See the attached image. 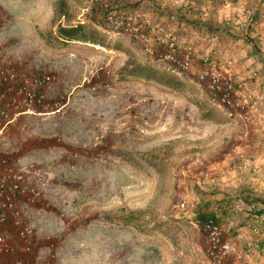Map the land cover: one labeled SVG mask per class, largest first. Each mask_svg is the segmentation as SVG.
Masks as SVG:
<instances>
[{"label": "rangeland", "instance_id": "obj_1", "mask_svg": "<svg viewBox=\"0 0 264 264\" xmlns=\"http://www.w3.org/2000/svg\"><path fill=\"white\" fill-rule=\"evenodd\" d=\"M133 1L131 6L136 8L153 2L147 11L181 32L180 7L169 0ZM232 1L244 11L243 18L233 17L232 13L216 31L245 38L242 44L249 45L259 58L264 3ZM73 2L70 17L78 21L77 16L89 8L91 0ZM8 21L7 15L0 14V60L6 59L18 68H35L33 71L54 66L52 60H58L57 65L64 68L66 75L57 93H72L66 117L29 118L0 139V157L16 158L20 169L38 171L42 177L43 184L37 183L51 208L40 213L28 210V220L38 237H50L56 243V263L210 264L204 231L195 219L175 209L176 182L196 156L207 164H220L235 146L264 150L263 128L256 123L245 124L235 112L220 105L206 84L190 74L150 59L131 36L115 34L127 40V47L107 46L101 50L77 45V50L53 57L41 52L39 42L18 39L19 26L9 25ZM193 28L204 36L214 34L204 25ZM91 31L98 37L102 35L97 29ZM46 35L48 43L56 44L53 35ZM208 40L204 44H210ZM224 43L233 50L229 42ZM106 67L112 71V93L94 94L88 86H82L91 68ZM238 82L264 87L263 75L258 71L248 79L238 78ZM129 106L148 120L146 134L136 132L142 121L133 118ZM122 123H126L125 130L96 143L95 137L104 125L114 131ZM258 157L247 155L251 161H258ZM234 162L224 164V171L228 169L225 174H215L210 179L187 178L195 198L194 213L201 220L210 217L223 224L229 237L237 235L242 224L247 225L250 218L244 198L258 199L257 179L264 175L262 164L254 175L255 165L247 166L236 157ZM228 172L236 174L233 180L229 181ZM231 181L235 187L228 190ZM230 205L237 207L232 213L220 212ZM251 224L257 225L253 220ZM40 252L45 256V248Z\"/></svg>", "mask_w": 264, "mask_h": 264}, {"label": "built area", "instance_id": "obj_2", "mask_svg": "<svg viewBox=\"0 0 264 264\" xmlns=\"http://www.w3.org/2000/svg\"><path fill=\"white\" fill-rule=\"evenodd\" d=\"M173 5L182 7L196 5L198 0H169ZM212 3L214 0H203ZM264 3V0H260ZM119 0H91V13L94 6L102 9L105 29L122 33L136 39L150 59L168 64L174 71L188 73L199 82L208 86L220 105L235 112L245 124L256 123L264 130V87L240 84L238 82L236 54L225 47H216L201 52L198 46L187 37L171 28L163 21L155 19L148 12L133 10L116 11ZM221 11L243 14L232 0H224ZM102 14V16H103ZM109 68H91L84 76L83 85L94 94L112 93L114 85L110 81ZM59 83L57 72L37 69L23 73L14 64L0 61V139L14 126L33 117L48 115L66 117L71 109L72 93H57ZM133 118L142 123L136 126L138 134H146L148 120L141 118L129 106ZM122 123L117 130L107 125L95 137L102 143L110 135H118L125 130ZM101 147V146H100ZM228 157L248 161L247 154L240 146H235ZM97 160L98 157L96 158ZM258 166L252 168L258 174ZM221 171L218 163L207 164L201 156H196L176 182L175 209L184 217L195 219L205 234V251L210 264H241L246 257H264V202L252 203L247 216L260 228L258 236L250 239L243 247L230 240L227 228L214 218L201 220L196 215L195 198L187 185V178L196 176L210 179ZM30 171L20 169L17 159L11 156L0 157V264H30V257L37 249L36 264H56V243L46 238L40 246L35 227L28 220V210H49L51 203L45 200L42 190L29 178ZM8 228L10 231H8ZM38 245V248H37ZM45 248V256H41Z\"/></svg>", "mask_w": 264, "mask_h": 264}, {"label": "crops", "instance_id": "obj_3", "mask_svg": "<svg viewBox=\"0 0 264 264\" xmlns=\"http://www.w3.org/2000/svg\"><path fill=\"white\" fill-rule=\"evenodd\" d=\"M133 3H134L133 0H121L120 6L122 7V9H125V11H128V12L133 11V10H143V11L148 12L152 17H154L153 13L147 11V9L150 10L149 9L150 5H153V2L147 1L137 6V8L131 6ZM199 3L201 5H199V7L192 10L191 12H187L185 10L179 11L180 13L179 15L184 16L183 19L180 20V22L178 21V24L180 25L179 30L181 31L179 33H181L182 35L190 39V41L195 43L202 53L208 52L212 50L213 48H216V46L227 48L226 46L227 44L224 42L226 41L229 42L228 46L229 45L233 46L232 51L236 54L238 58V64L236 66V72L240 73L238 78H240L241 80L248 79L251 77V74L254 71H258L259 74L263 75V78H264V68H262L264 63H261L262 59H264V33H262L260 37V39L262 40L261 43H263V48H262V53L259 55V58L253 55V52L249 45L242 44V42H245L244 41L245 38L234 37L232 35H226V34L219 33V32L204 36L203 32L199 31L198 29L194 30L193 28L194 25L192 22L193 19L194 20L198 19V21L208 20L209 21L208 23L211 26L220 27L223 21H229L228 17H230V14L232 13H229L226 11L224 12L222 11V13H219L213 7L214 5H212V3L210 2L200 0ZM89 8H90V4H89ZM89 8L88 6L85 7L82 13L77 16L78 21H72L70 16H71V13H73V9H74L73 0H0V14L7 15L8 20H9L8 21L9 25L19 26L17 30H20L18 31V33L20 32L21 35L18 37V39L23 40L25 42H31V41L39 42V45L42 50L41 52L45 54L51 53L53 57H59L60 53L69 54L68 51L77 50V47H79L77 45L94 46L95 48H99L101 50H106L105 48H108L107 46L125 47L126 45H128V43L126 44L127 40L122 39L121 36H115V34L119 35L121 33H113V32L107 31L105 28L100 27V26H98V28L102 35L100 37L97 36V38L95 39L96 41H93L92 43H83L81 41H75V40L70 41V40H64L60 38L58 34L59 25L72 26V25H77L79 23L87 22L88 24L89 22H91L89 19L91 13L89 12L88 15L85 16V13L88 12L87 9ZM243 14H244V11H243ZM243 14H233V17L234 15H236L242 19ZM154 18L159 20V18L157 17H154ZM175 18L176 17H172V19H175ZM198 21H196L195 24H199ZM239 22H241L240 19L237 20V23ZM226 23L229 24V22H226ZM48 33L55 36V39H57L60 43L56 41H55L56 44L48 43L46 41L47 39L46 34ZM6 34H8V32ZM206 39H209L208 43L210 44L208 45L204 44L203 41ZM2 61H6V59H2ZM256 61H259V63L256 64L255 67H251L253 65L252 63H255ZM52 62L54 66L51 65V66H48V68H43V69L53 70L59 74L60 82L57 84L56 89H55V92H58V89L61 83L65 81L66 74H65L64 68H60L57 65L59 63L58 60H52ZM34 64L36 65V63ZM245 68H250V69H245ZM19 69L23 73H28L30 71H33V69L35 68H19ZM240 147L242 148V150L246 152V154L250 158L257 157V155L259 156L258 161H251V160L241 161L242 163H246L247 166L256 165L259 168L261 167V164L264 166V150L259 151V149L257 148L252 149V147L249 145L245 147H242V146ZM232 149L230 151H232ZM258 152H260V154H258ZM228 153L226 155L225 161L219 164L220 167L222 168H220L221 171L218 173V175L225 174L226 170H228L226 169L224 171L223 169V166L225 163L230 164V162H232V165L235 163L234 162L235 157L233 159H230L228 157ZM31 174L29 175V178L32 182L36 183L37 186H38V183L43 184L42 177H40V174L38 171L36 172L35 170H33L31 171ZM228 175H229L228 177L229 181L233 180V178L236 176L234 172H230V173L228 172ZM225 179L226 178H224V180ZM257 181L259 183V186L256 189V191L259 192V194H256V196L258 197L259 202H264V175H263V178L257 179ZM233 183L235 182L231 181L230 185L228 183L229 185L228 190H233V188L235 187V185H232ZM243 183H248V182L243 180ZM244 205L247 207L246 209H248L250 206L248 204H244ZM244 205H241V206L244 208ZM236 208H237L236 206L230 205V206L225 207V210L223 209L220 212L225 211L227 215H229ZM37 213H40V211L37 210ZM249 220L246 223L247 225L242 224V227L237 229V233H238L237 235L231 236V237L227 236L230 240L239 244L240 247H243L246 244V242L249 241L250 239L256 238L258 236L257 231L260 228H258V225L251 224L252 220L250 221ZM8 231H10L9 228H8ZM261 232H264V229H261ZM43 239H46V238L43 237L41 239L40 237H38V242L40 240L42 245L46 244L44 242L45 240ZM40 242H39V246H40ZM37 248H38V245H37ZM36 255H37V249L35 250L34 255L30 257V262H31L30 264H36V262L34 261V258H36ZM241 264H264V257H258L257 255H251L250 257H246L242 261Z\"/></svg>", "mask_w": 264, "mask_h": 264}, {"label": "trees", "instance_id": "obj_4", "mask_svg": "<svg viewBox=\"0 0 264 264\" xmlns=\"http://www.w3.org/2000/svg\"><path fill=\"white\" fill-rule=\"evenodd\" d=\"M200 0H198L197 4L194 6V5H185V6H182L180 7L181 11L182 10H185L187 12H191L192 10L196 9L197 7H199V5H201L199 3ZM223 1L224 0H214L212 2V4H216L214 5L213 7L218 11V10H221V7H222V4H223ZM121 5V0H119V2L116 4V11H119V12H128V11H125V9H122V7L120 6ZM126 8V7H125ZM220 8V9H219ZM102 9L99 7V6H94L93 7V10L91 11V15L89 17L90 19V27L89 26H86L87 23H79L77 25H72V26H61L59 25L58 26V34H59V37L64 39V40H70V41H81L83 43H92L93 41H96L95 39L97 38V35L95 33H93L91 31V29H97V31H100L98 26L100 27H103L105 28L106 24H105V20H104V14L102 13ZM219 12V11H218ZM103 14V16H102ZM184 16L180 15L179 16V19H183ZM198 21V19L196 20H192L193 22V25L196 26V25H204L206 28L210 27V31H213V33H216V32H219V31H216V29L219 27H215V26H211L208 22V20L203 21L202 20H199V24H195V22ZM53 40H55L56 42L60 43L57 39H55V36L53 38ZM134 72V71H133ZM246 204L248 205H251L252 203H258L259 200L258 199H255L253 197H245L244 198ZM235 234V233H233Z\"/></svg>", "mask_w": 264, "mask_h": 264}]
</instances>
